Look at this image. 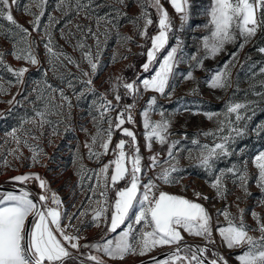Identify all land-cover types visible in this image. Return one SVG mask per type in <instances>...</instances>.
<instances>
[{
    "label": "rangeland",
    "instance_id": "374dc122",
    "mask_svg": "<svg viewBox=\"0 0 264 264\" xmlns=\"http://www.w3.org/2000/svg\"><path fill=\"white\" fill-rule=\"evenodd\" d=\"M37 2L38 0H17V3L11 6V13L18 24L29 29L31 33L29 42L39 61L38 65H31L24 60L13 58L11 54L13 44L24 34L7 20L0 18V52L5 53L3 56L5 64L10 65L13 69L20 67L29 69L23 77V82L17 84L15 77L4 66L0 65V85H3L6 90L0 93V113H3L0 116V184L16 174H21L25 171H37L48 182L51 191L57 193L62 199L63 211L67 214L75 213L76 216H79L77 207L81 203L85 206L88 205L86 194L92 195L89 191V185L96 183L94 176L91 180L87 178L92 175L91 172L85 173L83 180L77 176L76 171L79 164L82 163L86 169L98 170L103 164L115 159L111 151L107 155L100 156L98 160L95 157L89 159L88 150L84 145L91 143V137L96 135L99 127L102 137L98 138L94 150L102 151L99 144L101 139L107 138L105 130L109 127L108 119L111 118L114 126L117 114L124 110L121 106L128 99H124L121 105L118 106L115 93L111 91V86L116 83V77L126 73V70L131 67L134 61V64L140 62L141 53H145L146 40H143L138 35L137 28L131 22L140 14L141 8L138 0H125L124 4L117 3L116 0H92L91 4L82 10L77 8L76 0H65L64 4H60V0H46L40 31L37 33L32 32V26L29 24L33 17L24 11L25 6H28L33 13L39 15L40 9L36 7ZM143 2L145 11L153 21V24L148 28L149 31L150 28H155L152 12H155L157 19L159 17L156 9L154 8L153 11L147 0H143ZM250 2H253V0H250ZM160 3L167 10L172 24L168 45L161 53L160 59L171 47L176 45L177 38L181 41L178 63L173 70L167 89L171 93V97L169 98L167 94L160 95L153 91L145 92L141 87L140 93L135 99V102L138 103V112L135 117L131 113L134 123L126 122L122 125V128H128L136 135L139 152L142 157L141 167L143 175L141 176V183L144 184L152 180L157 185L155 189L157 196L160 191H170L202 204L212 218V237L215 240L214 244L207 245L208 251L206 254L213 256L214 260L218 261L219 257L223 256L227 264H239L237 256L242 255L247 250V246L230 249L223 243L216 228L218 225L226 227L227 221L223 215H217V209L223 211L227 207L228 211L236 217L237 222L239 221L237 205L239 208L245 209L243 219L248 226L249 235L256 238L260 237V232L255 230L257 223L252 217V212L258 213L261 223H264V203H262L264 201V191L257 186L258 169L255 168L252 160L260 150H264V132L257 135L254 131L258 125H264V95H257V93H264V73L260 71L264 68V53L258 51L260 48H264V23L260 24L256 34L247 43L239 35V31L234 30L236 34L235 41L225 43L219 53L214 57L204 59L203 67L198 68L195 67L192 57H204L206 55L203 48V38L205 36L211 37L212 27L209 24L210 17L208 12L210 11L212 0H188L189 15L186 21H181L180 15L175 12L168 0H160ZM58 4L60 5L59 8L57 7ZM80 4L88 5L89 0H80ZM117 11H119L120 15H117ZM49 16L54 18L52 21L54 27L48 29L52 33L54 51L71 56L79 63L81 69L89 73H91V69L82 60L80 50L75 48L74 45L78 41L83 40L86 45L91 46L93 53H95L97 50L96 43L94 38L87 34V29L91 28L99 36L101 40L100 66L98 74L92 77V87H94L95 92L85 91L88 86L81 84L76 79L81 76V72L75 64H69L67 60H64L63 56L60 58L62 63H57L56 69H52L48 62V54L44 48V44L47 42L44 32L45 26L49 24ZM98 17H107L108 20L112 21L107 23L102 20L99 32H97L96 24ZM256 17L258 20H264V10H258ZM137 23L142 29L144 21L140 20ZM76 25H81L82 31L78 30ZM105 28L109 30L106 41L105 37L101 35ZM62 30L65 33L64 37L61 36ZM124 36H130L133 39L124 42L121 40V37ZM141 44L145 46L141 48ZM241 44H244L242 48ZM19 46L24 47L23 44ZM85 51H87V48ZM225 64L228 65L227 71L230 73L227 89H211L208 86V82L213 75L224 68ZM154 71L155 67L150 72H143L133 81H137V84H139L140 79L150 77ZM188 71L193 72L195 79H184ZM69 73L72 75H69ZM69 80L73 81L74 89L67 87ZM9 81L12 83H9ZM45 82L51 85L52 88H63L65 94L71 99L72 107L70 114L67 106L63 109H57L56 111L62 112L63 115H56L55 113L49 115L47 118L51 120V124L44 125L42 129L34 128L31 124L24 125L25 130L32 129L31 134L28 136V142L40 154V162L32 166V152L28 147L21 145L22 155L19 160L9 154V150L16 147V145L7 134L13 128H19L22 120L32 117L34 108H43L44 103L36 99L39 93L34 92L33 89L43 87ZM119 88L117 91L120 94ZM194 88L197 91L193 93L191 90ZM81 92H84V95L77 99V95ZM102 93L105 95L106 100L111 101L116 106L110 113L106 114L103 120L100 119L97 107L94 106V102L97 106L106 102L101 99ZM50 95H54L56 103H60L58 93H53L51 88L46 89L45 96ZM152 96L156 97L157 103L154 110L150 111L149 119L152 122L161 120V111H163L164 119L170 122V126L167 130L168 143L162 145L153 140L152 148L149 151L145 147V130L141 112L145 109L148 99ZM13 97H15L14 101ZM9 101H13V103L9 104ZM249 101L254 103L247 109L240 110L241 115L245 117V120L241 121L240 127H244L246 123L247 134L236 140V143L232 146L234 152L232 156L215 162L213 171L218 173L220 169L230 167L234 163L243 165V162L247 160L248 193L250 195H245L237 184L233 183V178L228 176L224 181L227 189L225 198L218 199L215 191L208 183V181L214 180L215 176H210L203 168L196 166L195 157L199 154L200 148L194 145L192 141H199L200 146H213L214 143L219 142L213 136H205L203 133L217 129V119H223L224 117L220 116L209 120L202 113H222L226 111V104L228 103H247ZM194 112L197 114L193 115L192 113ZM93 117L96 118L95 121ZM247 117H251V119L248 120ZM124 118L127 120V113H125ZM231 119L235 120V114L231 116ZM117 132L120 133V140L128 141L130 139L122 135L120 130H115L110 149L115 148L114 138ZM18 134L23 137V133ZM227 134V130H225L223 135ZM32 136H36L38 139H32ZM173 141L179 142L173 152L175 161H169L168 164H165L164 162L168 160V144ZM241 149H244L242 155L239 154ZM132 151L131 148L126 146V153L131 155ZM77 152L80 159L74 162ZM189 152H191L192 158H189ZM157 153H159L160 163L152 169L149 167V157ZM5 160L8 161L9 166H4ZM173 162H178V171L173 174L174 181L177 182L165 184L157 177L163 168L168 167ZM127 167L130 168L131 164L128 163ZM110 174L111 169L109 170V176ZM81 184H83V187H81ZM124 186H128L127 179L124 180V185L117 188ZM25 187L32 190L35 194H38L40 190L35 181H29ZM194 191L202 193L208 199L201 198L197 200L193 195ZM95 199H100L98 194ZM114 200L115 190H113L112 202ZM49 203L50 206H53L51 202ZM69 223L74 227L68 228L66 231L82 237L79 240V244L103 229L100 228L101 226L95 227L92 224L91 212L79 221L73 218L69 222L67 215H65L62 219V225ZM101 225H103V222ZM122 227H126V225H122ZM148 230L150 231L151 229ZM138 231L139 229L137 228ZM180 231L183 235L182 242L192 241L198 243L201 247L205 246V241L201 237L189 235L183 229ZM94 242L96 241L91 243ZM173 246L175 245L158 246L143 256L129 254L123 259H111L102 252H94L90 248L89 250L92 255L97 256L105 264H130ZM70 250L72 255L85 259L75 249L69 248ZM186 254L190 255V253L186 252L180 253L181 256ZM66 264H81V262L69 260Z\"/></svg>",
    "mask_w": 264,
    "mask_h": 264
},
{
    "label": "snow or ice",
    "instance_id": "6c2138e0",
    "mask_svg": "<svg viewBox=\"0 0 264 264\" xmlns=\"http://www.w3.org/2000/svg\"><path fill=\"white\" fill-rule=\"evenodd\" d=\"M46 0H38L36 7L40 9L39 15L33 13L30 7L25 6V13L32 16L33 19L29 21L32 26V32L40 31L41 18L44 15V4ZM92 0H89L88 5H81L80 0H76V6L79 9L87 8L91 4ZM117 3L124 4L125 0H116ZM147 2L156 9L158 14V33L149 37L148 28L153 24L152 19L144 9L143 0H138L141 12L131 22L138 30V35L143 40H151V47L147 49L146 61L141 65L143 72L152 71L155 67L154 73L150 77H145L137 81L124 83L122 76L116 77V83L112 84L111 91L115 93V99L117 105L121 100V96L117 89L123 87L126 92L125 95L133 98V104L125 105L124 110L117 114L115 124L111 118L108 119L109 127L106 131L107 138L101 139L99 147L102 151H95L94 146L97 144L98 138L102 137L101 130L97 128L96 135L91 137V143H86L84 147L88 150V158L95 157L97 160L102 155H107L109 151L115 156V159L103 164L98 170L86 169L81 163L76 171L77 176L84 179L85 173L91 172L92 175L88 176L89 180L94 176L96 179L95 184L89 185V191L92 195L86 194L88 205L85 206L81 203L77 210L79 216L75 213L67 214L63 211L62 199L57 193L52 192L49 188L48 182L43 179L39 173L28 172L23 175H17L10 178L11 182L22 183L27 185L29 181H35L38 183L41 189V194L37 199L32 198V194L26 190L25 187H19L15 191L4 192L0 191V264H66L69 260H77L78 256H73L69 248L75 249L79 252L81 247L91 248L100 251L107 255L111 259H123L129 254L133 255H145L151 252L158 246L175 245V251L167 253L168 259L157 261L155 257H152L154 264H204L205 253L208 251L207 245L214 244L215 240L212 237L211 216L207 209L195 200H190L183 196L172 195L164 191H160L159 195L155 194L157 185L149 180L147 183H141V176L143 175V169L141 167L142 157L139 152V145L136 139L135 133L128 129L122 128V125L127 123H134L131 115V110L135 106V99L140 93L142 87L145 92L153 91L160 95L167 94L169 98L171 93L167 91L169 82L173 70L178 63V54L180 52L181 41L177 38L176 45L171 47L170 50L163 55L160 59V55L168 45L169 33L172 31L171 18L167 10L160 3V0H147ZM177 14L180 15L181 21H186L189 15L188 0H168ZM17 0H0V18L7 20L10 24L14 25L24 35L13 44L12 56L17 60H24L31 65H38L39 61L33 52L29 37L31 33L28 28L18 24L11 13V6L15 5ZM65 0H60V4H64ZM59 4L57 7L59 8ZM258 10H264V0H212L210 11L208 15L210 17L209 24L212 27L211 37L205 36L203 38V48L206 52L204 57L193 56L192 60L195 62V67L202 68L203 60L209 57H214L219 53L225 43L234 42L236 34L234 30L239 31V35L244 38V42L253 37L260 24L264 23V20H258L256 12ZM117 15H120L117 11ZM126 15V14H125ZM53 17L49 16V24L45 26L44 36L47 38V42L44 44L45 51L49 57V64L52 69H56L57 63H62L61 56L64 60H67L69 64H75L77 69L81 72V76L76 79L81 84H86L88 87L85 91L95 92L92 87V77L98 74L100 66V45L101 40L97 36L96 32H93L91 28L87 29V34L91 35L96 43V52L93 53L91 46L84 43L83 40L78 41L75 48L81 52L82 60L85 61L91 73L84 71L80 68V65L71 56H68L62 52L57 53L53 49L52 33L48 29L54 27L52 21ZM104 20L107 23H111L107 17H98L96 20L97 32H99L100 23ZM143 20V28H140L138 21ZM78 30L82 31L81 25H76ZM108 29L105 28L101 33L105 37V41L108 36ZM61 36L64 37L65 33L61 31ZM133 38L130 36L121 37L124 42L131 41ZM23 44L24 47L19 45ZM145 45L141 44L143 48ZM241 48L244 44L240 45ZM87 48V51L85 49ZM264 53V48L258 50ZM142 55L144 53H141ZM5 53L0 52V65L4 66L8 72L14 77L17 84L23 82L25 73L29 70L26 67H20L13 69L10 65L5 64L3 56ZM235 56V54H233ZM115 59V57H114ZM158 64V66H156ZM228 65L225 64L224 68L213 75L208 82V86L211 89H227L229 85V75L227 71ZM261 73H264L262 68ZM46 75V74H45ZM69 75H72L69 73ZM185 80L195 79L192 71H188L184 76ZM9 83H12L9 81ZM111 83V81H110ZM68 88L74 89L72 80L67 83ZM52 90L53 93H58L60 103H56V97L54 95L45 96L46 89ZM6 91L3 85H0V93ZM34 92H38L36 99L42 101L44 106L42 109L34 108V115L30 118H25L21 121L19 128H13L7 135L11 137L16 147L9 150V154L15 159L19 160L22 152L21 145L28 147L32 152L31 161L32 166L38 164L39 153L36 148L29 144L28 136L31 134L32 129L25 130V124H31L34 128L42 129L44 125L51 124V120L47 117L53 113L56 115H63L62 112L56 111L57 109H63L67 106L70 114L72 107L71 99L65 94L63 88L55 89L51 85L44 84L43 87L33 89ZM193 93L197 89L191 90ZM84 95L81 92L77 95V99H80ZM257 95H264V93H257ZM101 99L106 102L104 104L95 105L99 112L100 119L103 120L106 114L110 113L115 105L111 101L106 100L105 95L101 94ZM15 97H13V101ZM13 101H9L11 104ZM157 103L156 97L152 96L148 99L145 109L141 112L143 117L144 138L145 147L150 151L152 148V141L155 140L160 144L168 143L167 130L170 126V122L164 119V113L161 111V120L152 122L149 119L150 111L154 110ZM254 102L247 103H228L226 104V111L222 113H202L207 119L212 120L223 116V119H217L218 128L215 130H209L204 132L205 136H213L214 139H218L219 142L214 143L213 146L199 145V141L193 140L192 143L200 148L199 154L195 157L196 166L203 168L209 173L210 176L214 175L215 179L208 181L209 186L215 191L218 199H224L226 194L225 179L228 176L233 178V183L245 193H248L249 175L247 169L248 161L245 160L243 165L232 164L230 167L222 168L218 173L213 171L214 164L217 160L226 159L234 154L232 146L236 143L238 138L247 134V124L244 127H240L241 121L245 120V117L241 115L240 110L247 109ZM127 113V120L124 116ZM193 115L197 113H192ZM235 114V120L231 119V116ZM3 113H0L2 116ZM95 121V117H93ZM248 120L251 117H247ZM120 130L122 135L130 138L128 141L121 139L116 143L114 149H110L113 132ZM227 130V135L223 133ZM255 133L259 135L264 132V125H258L254 129ZM18 133H23V137ZM32 139H38L36 136H32ZM178 141H173L168 144V160L164 163L168 164L169 161H175L173 155L175 146ZM129 147L133 151L131 155L125 152V148ZM244 149L240 150L242 155ZM19 153V155H18ZM189 158H192L191 152H189ZM79 153L77 152L74 157V162L79 161ZM149 167L154 169L159 163V153L149 157ZM130 163L131 167H127ZM252 163L255 168L258 169V176L256 177L257 186L264 191V150H260L258 154L253 158ZM4 166H9L8 161H4ZM111 174L109 176V170ZM178 171V162L171 163L168 167L163 168L159 173L157 179L165 184L177 182L174 181L173 174ZM130 177V179H129ZM128 180V186L124 188H117L119 182ZM83 187V184H81ZM102 189V190H101ZM142 189V191H141ZM109 190H115L114 202L108 201ZM99 195L100 199H95ZM193 195L196 199H205L208 197L200 192L194 191ZM239 199V197H237ZM53 206H50V203ZM264 203V201H262ZM138 208V210H136ZM239 221L232 215L225 207L223 211L217 209V215H223L227 221V226H217L221 240L228 248H235L241 246H247V250L242 255L237 256L239 264H264V223H261L260 215L256 212H252V217L257 223L255 230L260 232V237L256 238L249 235L248 226L244 223L245 209L239 208ZM91 212L92 224L95 227H100L103 222L106 227V232L100 241L90 244H79V240L82 237L68 233V228L74 227L71 223L62 225V219L65 215L69 222L75 218L78 221L82 217L89 215ZM134 212V216L131 214ZM110 213V218L108 214ZM31 218L32 227L29 230L27 222ZM82 222V221H81ZM122 225H126L122 231L115 235L114 239L108 238L111 234H116L117 230ZM137 228L139 231L137 232ZM148 229H151L150 231ZM181 229L189 235L201 237L205 241V246L199 245L189 246L184 245L180 247L183 241V235ZM67 245V246H66ZM181 252L190 253L181 256ZM89 260L95 262V264H103V261L97 256L89 255ZM227 264V261L223 256L218 260H211L209 264ZM81 264L83 262L81 261Z\"/></svg>",
    "mask_w": 264,
    "mask_h": 264
},
{
    "label": "trees",
    "instance_id": "16d2710c",
    "mask_svg": "<svg viewBox=\"0 0 264 264\" xmlns=\"http://www.w3.org/2000/svg\"><path fill=\"white\" fill-rule=\"evenodd\" d=\"M149 6L154 11V7H152L150 4H149ZM152 18H153L154 23H155V28L152 27V28L149 29V31H148L149 37H151L152 35H154L158 31V27H157L158 19H157V16H155V12H152ZM145 43H146L145 53L141 56L140 62H138L137 64H134L135 63V61H134V63L131 64V67L126 70L127 72L122 75V77L124 78V80H123L124 83L132 82L137 76L139 77V75L143 73V71L141 69V65L144 64L145 61H146L145 59H147L146 52H147V49L149 47H151V40L150 39L146 40ZM119 90H120L121 100H120L118 106L121 105V103L124 101V99L132 98L131 96L125 95L126 91H125V89L123 87H120ZM119 134L120 133L117 132L116 135H115V138H114L115 145H116L117 141L120 140L121 136ZM122 185H124V181L119 182L117 187H121ZM108 195H109V202L111 203L112 199H113V190H109ZM108 216L110 218V213L108 214ZM105 232H106V227L104 226L102 231L97 232L94 236L86 239L85 241H82L80 244L84 245V244H90L93 241H100L101 237H103L105 235ZM79 253L85 259H88V256L92 255V253L89 250V248H84V247L80 248ZM208 257L210 259L214 260L213 256L210 255ZM90 261H92V260H90Z\"/></svg>",
    "mask_w": 264,
    "mask_h": 264
},
{
    "label": "water",
    "instance_id": "95a60500",
    "mask_svg": "<svg viewBox=\"0 0 264 264\" xmlns=\"http://www.w3.org/2000/svg\"><path fill=\"white\" fill-rule=\"evenodd\" d=\"M28 172L38 173L37 171H25V172H23L21 174H16L14 176L23 175V174L28 173ZM14 176H11V177H14ZM11 177L7 178L5 180V182L0 184V191L9 192V191H15L19 187H25V184L11 182L10 181ZM6 183H11L12 185H7ZM37 185H38V183H37ZM25 188H26L27 191H29L32 194V198L33 199H37L38 196L41 194V189L40 188H39L40 189V193H38V194H35L34 192H32V190L28 189L27 187H25ZM27 224H28V228L30 230L31 226H32L31 218H29V221L27 222ZM184 245L196 246V245H199V244L196 243V242H192V241H184V242H181L180 247H184ZM175 248H176V246H173V247H171L169 249L162 250L160 252H157V253L152 254V255L144 258V259H141L139 261H136V262H133V263H130V264H152V263H154V261L152 260V257H155L157 261H161V260L167 259L168 257H167L166 254L175 251ZM73 256H75V255H73ZM77 260L79 262L82 261L84 264H95V262H90V261H87L86 259H82V258H79ZM211 260L212 259H210L205 253L204 264H209V261H211ZM103 264H105V263H103Z\"/></svg>",
    "mask_w": 264,
    "mask_h": 264
},
{
    "label": "crops",
    "instance_id": "0c3cea01",
    "mask_svg": "<svg viewBox=\"0 0 264 264\" xmlns=\"http://www.w3.org/2000/svg\"><path fill=\"white\" fill-rule=\"evenodd\" d=\"M124 187H126V186H124ZM124 187H122V188H124ZM167 193H169V194H172V195H178V196H181V195H179V194H176V193H173V192H170V191H168ZM136 210H138V208L136 209ZM133 216H134V212L133 213H131ZM104 226H105V224L103 223V225H101V229L102 228H104ZM122 229H124V227H122L121 229H118L117 230V233L116 234H111L108 238H110V239H114L115 238V235H117L120 231H122ZM97 242V241H96ZM95 243V242H94ZM67 246V245H66ZM91 249V248H90ZM92 251H94V252H99L100 253V251H97V250H95V249H91ZM71 251V250H70Z\"/></svg>",
    "mask_w": 264,
    "mask_h": 264
},
{
    "label": "built area",
    "instance_id": "2783aa9c",
    "mask_svg": "<svg viewBox=\"0 0 264 264\" xmlns=\"http://www.w3.org/2000/svg\"><path fill=\"white\" fill-rule=\"evenodd\" d=\"M126 101V100H125ZM133 104V99L129 98L127 102H124L121 108H124L125 105ZM138 103L135 102V106L132 108L131 113L136 116V113L138 112Z\"/></svg>",
    "mask_w": 264,
    "mask_h": 264
},
{
    "label": "flooded vegetation",
    "instance_id": "af4514ba",
    "mask_svg": "<svg viewBox=\"0 0 264 264\" xmlns=\"http://www.w3.org/2000/svg\"><path fill=\"white\" fill-rule=\"evenodd\" d=\"M7 185H12L11 183H6ZM39 188V187H38ZM38 191V190H37ZM38 193H40V190L38 191Z\"/></svg>",
    "mask_w": 264,
    "mask_h": 264
}]
</instances>
